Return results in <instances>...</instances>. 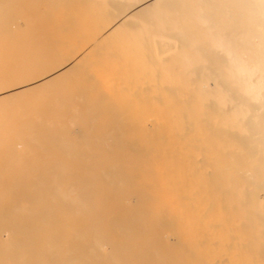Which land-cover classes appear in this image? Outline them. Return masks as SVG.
Segmentation results:
<instances>
[{
    "label": "bare ground",
    "instance_id": "obj_1",
    "mask_svg": "<svg viewBox=\"0 0 264 264\" xmlns=\"http://www.w3.org/2000/svg\"><path fill=\"white\" fill-rule=\"evenodd\" d=\"M172 236L264 264V0H0V264Z\"/></svg>",
    "mask_w": 264,
    "mask_h": 264
},
{
    "label": "rangeland",
    "instance_id": "obj_2",
    "mask_svg": "<svg viewBox=\"0 0 264 264\" xmlns=\"http://www.w3.org/2000/svg\"><path fill=\"white\" fill-rule=\"evenodd\" d=\"M113 211H115V210H112L111 212H113ZM103 212H105V211H103ZM110 212V210H106V213H109ZM117 237H119V236H117ZM139 237V236H138ZM138 237H136V243H135V245H137V242H138V244L140 243V245H142L143 244V242L141 241V239H142V237L140 238L139 237V239H138ZM171 244L173 245L170 249H171V251H170V249L168 250V251H164L162 248L163 247H165V245H164V243H160L159 244V248L161 247V249H160V251L161 252H158L157 254H159V255H162V256H159V257H161V261H159V257L157 258L158 259V261L160 262L159 264H161L163 261H164V263L165 264H178V262H179V264H182V262H183V260L182 259H180V260H182V261H179V259H178V256H176L177 255V253L179 252V254L181 255L182 254V256H188V255H191L190 253H185V252H180L181 250H180V244L178 243V241H176V239L172 236L171 237ZM179 244V246L177 247V249H178V251L176 250L175 251V249H176V246ZM109 245V244H108ZM134 245V246H135ZM176 245V246H175ZM131 246H133V245H131ZM130 245H129V247H128V250H126V253L124 254L125 256H128V255H131L130 257H128V258H126V262H125V264H137L136 263V261L134 262V260L136 259V258H134L133 260L131 259V257L134 255V254H138V249H137V247L139 246H133V247H131ZM145 246V244L143 245V247ZM108 248V249H107ZM107 248H106V251H105V253L107 252V255L109 256V254H108V251H109V253L111 254V251H110V248H109V246H107ZM138 248H140V246L138 247ZM175 248V249H174ZM174 249V250H173ZM174 252H176V253H174ZM159 251V250H158ZM185 253V254H184ZM172 254L173 255H175V257H173L172 256ZM112 255V254H111ZM107 256V257H108ZM154 256H155V254L153 255V259H154ZM157 256V255H156ZM104 257H106V256H104ZM134 257V256H133ZM144 257V256H143ZM109 258V257H108ZM175 258V259H174ZM105 259V264H110V262L111 261H113V260H111L110 262L106 259V258H104ZM109 259H111V258H109ZM138 259V261H139V263L138 264H141V263H143V258H142V262H140V257L139 258H137ZM136 259V260H137ZM147 259V257L144 259V261ZM152 259V260H153ZM157 259H155V260H157ZM188 259H190L189 260V262H188ZM155 260H153V261H155ZM178 260V261H177ZM147 262H149V260L147 259L146 260ZM146 261H145V263H146ZM153 261H151L149 264H151ZM168 261V262H167ZM175 261H177V262H175ZM193 261L195 262V260H193L192 258H187V262H186V258H185V262H186V264H193ZM156 262V261H155ZM155 262H153V263H155ZM112 263V262H111ZM123 262H122V260H121V263L120 264H122ZM158 262H156V264H157ZM115 264V263H114ZM183 264H185V263H183Z\"/></svg>",
    "mask_w": 264,
    "mask_h": 264
}]
</instances>
